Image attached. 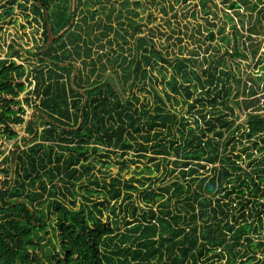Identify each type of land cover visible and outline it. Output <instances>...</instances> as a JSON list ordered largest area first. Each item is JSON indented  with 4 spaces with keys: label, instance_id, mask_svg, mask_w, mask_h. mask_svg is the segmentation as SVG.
I'll return each instance as SVG.
<instances>
[{
    "label": "trees",
    "instance_id": "obj_1",
    "mask_svg": "<svg viewBox=\"0 0 264 264\" xmlns=\"http://www.w3.org/2000/svg\"><path fill=\"white\" fill-rule=\"evenodd\" d=\"M188 1L198 8L203 23L197 26L205 32L197 51L175 60L145 38L133 42L134 57L127 58L122 45L128 46L137 26L129 27L132 35L104 27L94 40L107 39L109 50L100 45L93 60L82 28L71 26L73 0L18 4L36 27L42 23L43 33L41 44L8 56L34 64L0 60V264H248L264 253V88L258 89L260 79L242 81L238 68L228 65L247 61L246 49L251 60L257 57L260 45L251 36L264 22V0H220L225 11L214 0L174 4ZM241 7L257 16L246 36ZM48 31L64 35L47 45ZM79 61L91 66L87 75L76 68ZM261 64L264 71L262 59ZM116 65L118 79L100 77ZM95 74L98 79L90 82ZM116 80L131 92L127 99L112 84ZM136 89L153 99V107L140 103ZM25 106L43 119V130L38 135L33 121L27 122L20 141L34 136L32 144L4 156L2 147L18 137L14 128L24 123ZM179 106H186L187 116L174 111ZM238 112L245 113L243 126L236 124ZM100 147L115 155L162 157L150 161L156 171L163 166L173 176L167 185L160 180L158 192L143 195L147 210L122 233L116 205L130 201L147 178L100 180L107 164L89 161ZM81 182L84 194L76 189ZM57 183L64 184L62 193ZM124 211L133 217L136 208L125 205Z\"/></svg>",
    "mask_w": 264,
    "mask_h": 264
},
{
    "label": "rangeland",
    "instance_id": "obj_2",
    "mask_svg": "<svg viewBox=\"0 0 264 264\" xmlns=\"http://www.w3.org/2000/svg\"><path fill=\"white\" fill-rule=\"evenodd\" d=\"M13 0H0V60H6L8 56H12L13 52L22 53L23 51L29 50L34 46V42L38 41L39 44L42 42V23L39 27H36L31 18L26 19L25 15L18 8V4L22 3V0H16V2L12 5H8L9 2ZM82 9L85 11V18H87V9L93 11V18H89L86 23L82 22L81 19H76L75 22L82 26L81 36L85 38L84 41L91 47V59L96 60L97 55L99 54L100 45L104 46L102 49L103 52L107 53L109 50L108 45L106 44V40H103L101 44L96 43L94 37L104 32L105 26H111L114 32H121L124 34V31H127L129 35H132L131 27L137 26L136 35L133 38L128 39V46L122 45L124 50H126L127 58L131 59L134 57L135 52L133 51V42L137 38H145L149 44L157 49L158 51H162L165 55L167 54L168 59L175 60L176 58H188L189 52L197 51V43L199 36L205 32L200 26H197V23L202 24V20L200 19V15L198 13V8L192 4L191 2H179L178 4H174V0H82ZM251 4L255 3V0H250ZM214 4L217 5V10L225 11L223 5L220 0H214ZM138 7H136V5ZM250 4V5H251ZM172 7V8H171ZM9 9H13V14L6 15L5 12ZM164 10V12H162ZM84 11H81L84 12ZM214 12V9H211ZM133 12L137 13V16L134 17ZM229 15L233 13L231 11H226ZM240 14L243 15L244 18V29L243 35H248V30L252 28L255 24V13L251 16L248 11H246L245 7H241ZM76 15V18H80L82 14ZM195 16V19L193 17ZM89 17V16H88ZM220 17V16H219ZM218 19L216 20V24L219 26L222 21ZM212 18V17H211ZM197 19V20H196ZM236 21V19H235ZM119 24H122L120 26ZM100 26V27H98ZM24 27V28H22ZM97 27V29H94ZM38 28V29H37ZM100 28V31H98ZM238 28V27H237ZM93 33L87 37L85 32L92 31ZM242 29V28H241ZM257 30L256 35H252L251 39L260 45V49L258 51V55L254 60H251L249 55V49L247 51L248 59L247 61H228V65L232 69L238 68V72H240V77L242 81L247 80V77L252 80L260 79L258 82V89L260 92H263L264 85V71H261L262 64L258 65L259 60L264 61V22L262 21L255 28ZM37 31V33H36ZM141 33V34H140ZM205 37V36H204ZM110 40L114 39V34L111 32L108 37ZM91 42L92 44H90ZM121 44V41H118ZM260 43V44H259ZM12 48V51L10 50ZM246 47V45H245ZM241 48V46H240ZM111 49L115 51H119L118 45L113 43ZM200 50H203V47H200ZM202 53V51H201ZM17 64H20L27 68L28 64H34V61L26 62L23 60H17L16 58H11ZM8 58V60H11ZM88 62V61H87ZM102 63L106 65V59H103ZM99 65L97 64V67ZM76 68L82 70L85 75L88 74L91 66L88 65L84 68L80 61L76 64ZM155 71L152 72L154 76ZM120 69L117 65L111 69L107 74H102L100 77L103 80H106L108 77L111 78H119ZM165 75L169 76V71L165 73ZM84 76V75H83ZM99 74H95L90 78V82L95 79H98ZM115 80V79H114ZM119 90V94L122 98L127 99L131 92H128L125 86H121L118 80L112 82ZM152 87L160 90L158 87V83L153 81ZM137 97H139L140 103L148 104V106L153 107L154 102L153 99L139 90H133ZM264 93V92H263ZM261 93V94H263ZM162 96V94H161ZM243 97L240 95L238 101H241ZM25 109V117L24 123L20 126H16L14 131L18 134V137L8 142L2 147V151L4 152V156H12L13 152H16L17 149L23 150L26 149L30 144H32V140L34 141V136L28 138V140L23 143L20 139L26 137L25 127L27 122L33 121L36 127V134H40L43 130V119L39 116H35L36 111H34L31 107H24ZM169 110H173L168 108ZM178 115L187 116L186 114V106H179L174 109ZM209 114H214L215 112L209 110ZM238 120L236 124L243 126L245 122V113H237ZM177 136V134H175ZM39 143V141H35ZM17 146V147H16ZM247 145L244 144V148ZM243 147H237L236 153L242 149ZM111 149H106V147H100L99 156H103L102 158L98 155L96 157H91L89 161L98 160L99 162H105L108 167L101 169L103 175H97L100 180L112 177H119L121 180H129L131 178L141 179L147 178L144 181L145 186L140 188L137 193L132 195V199L129 200H120L117 203L116 214L117 220L120 222L121 227L119 232H124L126 228L127 222H139L141 220L140 215L141 211L147 210V205L144 202L143 195L146 192L157 190L161 187V182L163 178L164 182L169 184L173 178L169 174H165L163 171V166L159 168V171L155 170V163L151 162L150 159L154 158L152 154H147L144 158L140 155V153L135 152H127L121 153V151H114L117 155L111 153L109 151ZM156 160H161L162 157H155ZM170 160H174V158H170ZM99 169L100 166L97 165ZM170 168V166L168 167ZM210 168V167H208ZM149 170L151 172L150 175L143 174L142 172L145 170ZM12 181L14 180V176H11ZM82 183V182H81ZM79 183L76 186L78 193L84 194L85 183ZM39 183L36 185L37 190L39 192ZM58 189L60 192H63L64 184L57 183ZM45 195L41 199V201H45ZM82 198L80 196H76V202L81 203ZM76 203V204H77ZM125 205L131 206L133 205L136 208V213L134 214V218L131 216V212L125 210ZM153 210H156V207L153 206ZM133 218V219H132ZM140 218V219H139ZM51 220H49L48 226L51 227ZM113 252L115 250H112ZM116 259V256H113ZM257 260L255 262H251L248 264H264V253H259L256 256ZM132 264H144V263H132ZM223 264V263H221ZM239 264V263H237Z\"/></svg>",
    "mask_w": 264,
    "mask_h": 264
},
{
    "label": "flooded vegetation",
    "instance_id": "obj_3",
    "mask_svg": "<svg viewBox=\"0 0 264 264\" xmlns=\"http://www.w3.org/2000/svg\"><path fill=\"white\" fill-rule=\"evenodd\" d=\"M93 1V0H92ZM97 1V0H96ZM82 2H84V1H82V0H77V4H76V9H75V12H73V16H74V23H73V25H72V27H75V29L77 28V27H81L82 28V26L81 25H79V24H82L81 22H79L78 24L75 22V20L77 19H81V21L82 22H86L89 18H93V16H94V13H93V11H91V10H86L88 13V15H87V18H85V11L82 9ZM81 11H84V12H82L81 13ZM82 14L81 16H80V18H76V15H79V14ZM89 16V17H88ZM106 27V26H105ZM94 29H97V27H94ZM94 29H92V31H91V34L93 33V30ZM104 30V29H103ZM98 31H100V28H98ZM104 32H105V30H104ZM103 32V33H104Z\"/></svg>",
    "mask_w": 264,
    "mask_h": 264
},
{
    "label": "water",
    "instance_id": "obj_4",
    "mask_svg": "<svg viewBox=\"0 0 264 264\" xmlns=\"http://www.w3.org/2000/svg\"><path fill=\"white\" fill-rule=\"evenodd\" d=\"M76 4H77V0H73V6H72V9H73V12H75V9H76ZM74 23V16H73V19L71 21V26L73 25ZM64 35V32H61L60 34H58V36L56 37H53L51 35V33L48 31L47 33V36H48V44H52L55 40H58L59 38H61L62 36ZM74 75V74H73Z\"/></svg>",
    "mask_w": 264,
    "mask_h": 264
}]
</instances>
